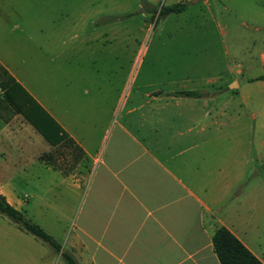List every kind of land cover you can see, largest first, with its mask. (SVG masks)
<instances>
[{
    "label": "crops",
    "instance_id": "obj_1",
    "mask_svg": "<svg viewBox=\"0 0 264 264\" xmlns=\"http://www.w3.org/2000/svg\"><path fill=\"white\" fill-rule=\"evenodd\" d=\"M17 1L0 0V16L17 11ZM119 24L90 21L80 28L78 40L74 34L78 42L73 55L95 54L94 46L119 41L114 32ZM35 43L39 51L41 46L52 51L51 59L62 54L52 39ZM20 44H25L23 38L0 37V65L31 98L27 105L38 130L20 113L1 114L0 195L22 209L26 198L14 177L18 181L29 164L36 166L33 184L63 185L75 194L69 209L74 215L72 232L60 251L68 252L77 264H220L211 235L222 226L264 264V179L258 178L256 167L264 163V140L257 132L251 154L244 133L249 121L257 126L264 121L263 109L246 96L251 83L264 87L260 75L243 84L235 80L226 90L218 87L216 95L185 87L188 76L183 75L180 88L155 89L147 94L149 101L125 108L123 117L125 103H119L111 121L114 100L106 107L104 101L93 103L87 97L75 104L51 90L48 96L35 87L30 92L10 62ZM12 45L16 47L11 49ZM260 60L264 63V49ZM235 74L242 72L236 69ZM106 89L114 91V85ZM177 91L200 95L174 94ZM218 96L226 102H216ZM137 108L144 111L134 118L131 114ZM21 137L32 147L27 160L20 149ZM67 138L82 155L86 174L63 173L44 159ZM8 227L0 218V264H66L60 251L34 240L25 243L27 232L18 227L11 232L17 242L9 243Z\"/></svg>",
    "mask_w": 264,
    "mask_h": 264
},
{
    "label": "rangeland",
    "instance_id": "obj_2",
    "mask_svg": "<svg viewBox=\"0 0 264 264\" xmlns=\"http://www.w3.org/2000/svg\"><path fill=\"white\" fill-rule=\"evenodd\" d=\"M178 2L184 5L180 12L159 13L160 9ZM17 8L0 16V22L5 25L0 29V37L25 40L17 52H11L13 60L10 62L18 80L30 92L35 87L48 96L51 90L75 104L87 97L93 103L104 101L107 107L114 100L116 113L111 114V121L116 117L119 103H125L120 110L123 117L125 108L149 101L147 94L154 93L155 89L180 88L183 75L188 76L185 87L216 95L214 91L218 87L227 89L235 80L243 84L245 79L264 72V63L260 60L264 49V0H18ZM95 19L120 23L114 29L119 44L113 41L104 48L94 46L95 54L82 56L76 51L73 55L72 47L78 42L80 31ZM51 39L57 43L56 51L62 52L54 59L50 58L53 53L46 46H41L39 51L38 45L33 44ZM113 68L115 74L111 73ZM236 69L242 74H235ZM108 84L114 85V91L106 89ZM248 86L247 100L258 104L264 112V87L253 83ZM216 100L226 102L224 96ZM143 111L137 108L131 115L139 118ZM31 119L29 124L33 127V117ZM243 128L237 129L243 131ZM257 132L264 140V121L259 126L249 121L244 133L250 140L251 154H254ZM19 139L27 160L32 147L24 138ZM11 148L15 147L11 145ZM44 157L63 173L86 174V163L71 143ZM263 166L264 163L256 164L259 179H264ZM34 169L36 166L29 164L24 173H19L18 181L14 177L18 191L26 198L20 212L38 224L60 247H65L74 220L69 209L76 195L63 185L38 187L33 184ZM0 218L9 225L8 242L15 244L17 240L11 232L18 226L3 214ZM24 234L25 243L34 240L48 247L29 233Z\"/></svg>",
    "mask_w": 264,
    "mask_h": 264
},
{
    "label": "trees",
    "instance_id": "obj_3",
    "mask_svg": "<svg viewBox=\"0 0 264 264\" xmlns=\"http://www.w3.org/2000/svg\"><path fill=\"white\" fill-rule=\"evenodd\" d=\"M184 8L181 3L164 7L159 13H178ZM258 79H264V74ZM176 95L198 96V91H177ZM23 96V97H22ZM27 101H32L25 92L17 86L12 76L0 65V117L7 111L9 114L20 113L28 122L32 120L33 114ZM33 125L38 130L37 123L33 119ZM71 143L70 139H66ZM0 214L8 217L21 230L40 239L51 247L54 251H60V245L47 234L38 224L26 219L22 213L10 205L5 198L0 195ZM212 250L215 253L220 264H262L254 255H252L240 241H238L227 229L218 226L211 235ZM60 255L66 264H77L75 259L66 251L61 250Z\"/></svg>",
    "mask_w": 264,
    "mask_h": 264
}]
</instances>
